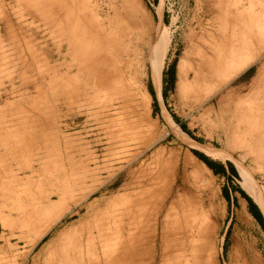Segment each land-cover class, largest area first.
<instances>
[{
	"label": "rangeland",
	"instance_id": "rangeland-1",
	"mask_svg": "<svg viewBox=\"0 0 264 264\" xmlns=\"http://www.w3.org/2000/svg\"><path fill=\"white\" fill-rule=\"evenodd\" d=\"M216 1L75 0L72 30L63 23L58 32L23 2L0 0V264H45L60 234L99 211L97 221L105 225L94 239L97 261L85 251L92 260L86 264H119L115 242L127 228L125 201L157 186L159 176L171 194L151 212L157 223L153 264L178 214L191 221L180 226L189 224L191 235L177 264H264L263 230L233 190L250 198L264 224V0ZM78 3L88 6L81 8L84 15ZM157 34L166 35L159 95L151 55ZM220 68L230 74L217 83L228 82L203 100ZM180 131L228 157L188 148L177 142ZM191 151L229 162L237 176L214 175ZM185 154L193 156L200 179L185 166ZM248 175L262 203L244 188ZM68 183L75 187L64 201L90 194L33 243L22 214ZM176 194L183 195L178 208L190 217L179 213ZM206 225L207 241L200 235Z\"/></svg>",
	"mask_w": 264,
	"mask_h": 264
},
{
	"label": "bare ground",
	"instance_id": "bare-ground-1",
	"mask_svg": "<svg viewBox=\"0 0 264 264\" xmlns=\"http://www.w3.org/2000/svg\"><path fill=\"white\" fill-rule=\"evenodd\" d=\"M15 1L19 2V3L23 2L25 4V7H29L32 10V12H34V14L37 15L42 21L45 20V21H48V24H53L54 30L58 31V32L60 31V29L63 28V27H61V25L63 23L65 24L64 28H66V32H70L72 30V29H70L72 27V25L70 27L69 24L71 23V21L73 22V20L75 21V18H77V17H73V20H72V17H70L71 16L70 10L73 11V9H75V0H15ZM209 3L211 4V2H209ZM216 3H220V5L222 4V2L219 0H217ZM78 6L80 7L78 12L81 15H84L81 8L85 7V10L89 9L87 5L85 6L82 3H78ZM217 6H219V4ZM72 13H74V11ZM74 23H72V24H74ZM92 26L94 28H96L94 31L95 33L100 32V29H99L100 25H98V23L96 24V22H94L92 24ZM5 32L7 34V37L10 38L11 34H9V31L7 30V28H6ZM165 36L164 35L161 36V34H159V35L157 34L158 38H157L156 47L153 49L152 52L149 50L151 52L153 61L155 62L152 76H153V80H154L158 95H159V87H160L159 86V84H160V71L162 68V63L158 64V62L162 58L161 57V50L163 48H166L165 47L166 46L165 45V43H166V37ZM25 43H27V42H25ZM225 66H226V64L223 65V68H226ZM222 71H223L222 68L218 69V71H217L218 73L216 74L217 79L213 80L214 83L212 84L211 88L205 89V92H204L205 96L202 98L203 100H204V98L206 99L207 97L212 95L215 91H217L220 87H222L225 83L228 82V81H226V82L224 81L221 83H217V81L219 79L224 78L226 73H228V72H226V69L224 70L225 73H223ZM187 74H185L186 77L184 75V79L187 78ZM229 74L230 73H228V75ZM228 75H227V77L231 78V76H228ZM148 98H150V97L148 96ZM237 109H239V108L237 107ZM252 126H253V124L251 125V127ZM251 127L246 126L247 130H245V131H247V133H248V130L252 131ZM178 134H179V138H178L179 140L177 142H179V143L181 142V144L187 146L188 148L199 150V151L205 153L207 156L212 157V158L224 159V158L228 157L225 152L213 150V149L208 148V147L205 148L201 145H198L194 141L190 140L189 137L182 131L178 132ZM122 139H123V137H122ZM260 141L262 144H264V138L263 137L260 139ZM220 143H221L223 149L228 147L227 140L226 141H220ZM168 144H169V142H168ZM18 148H21V147L18 146ZM192 157L185 154V158H186L185 159V166L192 170L191 172H192L193 177L200 179V174L196 170L198 168V165L195 163V161L193 160ZM200 170H201V168H200ZM20 171H21L20 168H18L16 170L15 174L20 173ZM159 177L161 178V180L158 178L159 180H157V181H159V184H160V181H163V179L161 176H159ZM15 180H17V179L15 178ZM164 183H166V182H164ZM154 185H155V183H154ZM158 185L153 186V184H151L150 186H152V187H150L148 185L149 189L147 188V190H148L147 192L145 189L146 187L144 189H141L140 191H138L137 194H138V196L140 195V197L135 198V201L133 200L134 202L132 201V199L130 197H128L127 200L125 201L123 216L125 218L127 228L124 232L125 233L124 236L115 242L116 249H117L118 244L120 247V250L117 251V253L114 255V257H116V258L119 257V264H153L154 263V259H155L154 253H153L154 249H155L154 238L156 236L155 232H157L156 231L157 223L151 222V220H153L150 218V217H153L151 215V212L154 209H156V207L158 206V204L161 203L162 200L169 198V196L171 194V190L169 189L170 191H168L167 186L163 185L165 188L167 187L165 190V189H163L162 185L161 186L160 185L158 186ZM74 187H75V183H68L65 186H63L62 188H59L55 191H52V192L46 194L44 197H42L38 201V204L36 205V207L30 208L29 210H27L26 212H24L22 214L21 220L23 221L24 227L26 228V230H30L34 234L35 240L32 241L33 243L36 240H38L61 217H63L70 210V208L74 207L76 204H79L82 200L86 199L87 196L90 194V191H86L78 199H72V200H70V202L64 201L65 198H68L70 196L69 194L73 191ZM244 188L246 190L254 193L256 199H258L262 203L261 189H259L256 186V184L253 182L250 175L246 176L244 179ZM164 190L167 192H164ZM14 195H17L16 192H14ZM146 196H147V200H145ZM2 197H3V195L0 193V198H2ZM175 197H177V199H178V201H177V208H178V207H180V202L182 199L180 197H183V195L182 194H179V195L176 194ZM173 200L176 201L175 198ZM173 200H172V204L174 205L176 203ZM144 201L147 203V207L146 206L143 207ZM185 212H187V211H183L182 208L179 209V213H181L182 216L185 214ZM187 214H188V212H187ZM99 215H101L100 211L98 213L92 212L91 215H89L87 217L88 219L86 222H84L83 225L70 227L65 233L60 234L58 236L57 242L54 245L52 252L45 259V264H84V263L86 264V263H92V260L84 258V252L85 251L86 252L92 251V255L93 256L96 255L98 248H96V246L94 245V239L96 236H100V233H101L100 230L102 229L103 225H105L104 221L103 222L97 221V217ZM188 215H185L186 218ZM239 215L241 217H244L242 215L241 211L239 212ZM185 216H184V218H185ZM172 217H174V216H172ZM180 217L178 214L174 218L175 220H172L173 223L175 221L176 228L174 227L175 230H173V229L171 230L172 232L174 231L172 233V235L171 234L168 235V236H171L170 241H171L172 245L170 247L167 245L170 249L166 246L167 242H169V239L166 240V238L168 237L167 236L168 232L165 230L164 235L161 236V242L159 243V246H158L159 253L157 254L158 255V257H157L158 258V264H177L178 263L177 259L179 257H181V253H182L183 247H184L183 245L186 244L184 242L186 240H188L187 235L188 234L191 235V234H190L189 229H187V228H186L187 230L185 229V227L187 225L189 228V224H185L183 229L180 227V226H183L185 221H187L188 219L183 221V217L182 218H180ZM188 217H190V215ZM166 222H167V220H166ZM182 222H184V223L182 224ZM189 222H191V221H189ZM186 223H188V222H186ZM193 226H194V224H193ZM209 229H210V226L209 227L207 225L204 226L202 228L203 233L200 234V235H202L203 239H206V241L209 237V231H210ZM189 238H190V236H189ZM100 247H101V244H100ZM101 248H102V252H104L103 245ZM101 248H100V250H101ZM144 249H146V250H144ZM103 254H105V253H103ZM93 261H97V256L94 257ZM253 261H255V259H253Z\"/></svg>",
	"mask_w": 264,
	"mask_h": 264
},
{
	"label": "trees",
	"instance_id": "trees-1",
	"mask_svg": "<svg viewBox=\"0 0 264 264\" xmlns=\"http://www.w3.org/2000/svg\"><path fill=\"white\" fill-rule=\"evenodd\" d=\"M171 79H172V67L168 71V80L170 81ZM163 83H164V85L166 83L164 79H163ZM148 93L151 96V98L153 99V107H154L153 93L150 90L148 91ZM161 95L162 96L165 95L164 86L162 87ZM178 125L180 126V129L182 131H185L184 127L182 125H180V123ZM185 133H188V132H185ZM191 153L196 158H198L214 175L228 179V176H227V172H228L233 177L237 176L235 169L233 168V166L229 162H225V166H224L222 163L211 161L206 156H204L202 153H199L197 151H191ZM233 190L235 192L239 193V195L246 201L248 213L259 224V226L261 227V229L263 230V233H264V224H263L261 213L259 212L258 208L253 204V202L250 200V198H248L241 190H239L238 188H234ZM222 193H223V197H225V199L229 198L228 192L226 189H223Z\"/></svg>",
	"mask_w": 264,
	"mask_h": 264
}]
</instances>
